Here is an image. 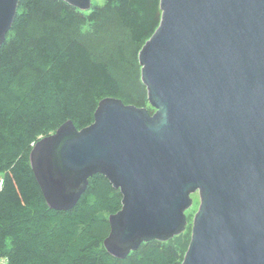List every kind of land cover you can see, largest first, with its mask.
I'll return each instance as SVG.
<instances>
[{
    "label": "water",
    "instance_id": "water-1",
    "mask_svg": "<svg viewBox=\"0 0 264 264\" xmlns=\"http://www.w3.org/2000/svg\"><path fill=\"white\" fill-rule=\"evenodd\" d=\"M81 11L92 0H64ZM20 0H0V47ZM138 54L153 111L102 99L94 121L40 138L30 163L51 209H72L95 174L122 195L106 250L125 259L185 232L182 264H264V0H160Z\"/></svg>",
    "mask_w": 264,
    "mask_h": 264
},
{
    "label": "trees",
    "instance_id": "trees-1",
    "mask_svg": "<svg viewBox=\"0 0 264 264\" xmlns=\"http://www.w3.org/2000/svg\"><path fill=\"white\" fill-rule=\"evenodd\" d=\"M161 13L160 0H104L89 11L20 0L0 47V253L8 264H182L186 232L114 257L104 240L120 191L98 173L72 209H51L30 163L34 143L69 120L90 125L106 97L150 105L138 54Z\"/></svg>",
    "mask_w": 264,
    "mask_h": 264
},
{
    "label": "rangeland",
    "instance_id": "rangeland-1",
    "mask_svg": "<svg viewBox=\"0 0 264 264\" xmlns=\"http://www.w3.org/2000/svg\"><path fill=\"white\" fill-rule=\"evenodd\" d=\"M104 3V0H92V5H102ZM151 106L149 105L148 109H151L150 108ZM51 134V133H50ZM0 176H3V174L0 172ZM198 207H199V196L198 194H194L193 195V204L192 206L186 211V216H187V221H188V224H187V227H186V230L185 232L187 234H190L191 235V230H192V222H193V218H194V215L195 213L197 212L198 210Z\"/></svg>",
    "mask_w": 264,
    "mask_h": 264
},
{
    "label": "built area",
    "instance_id": "built-area-1",
    "mask_svg": "<svg viewBox=\"0 0 264 264\" xmlns=\"http://www.w3.org/2000/svg\"><path fill=\"white\" fill-rule=\"evenodd\" d=\"M5 178L4 175L0 176V190H2L4 186ZM9 258L7 255L0 253V264H8Z\"/></svg>",
    "mask_w": 264,
    "mask_h": 264
}]
</instances>
